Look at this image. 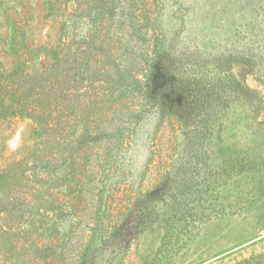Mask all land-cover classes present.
Returning a JSON list of instances; mask_svg holds the SVG:
<instances>
[{
	"label": "rangeland",
	"instance_id": "obj_1",
	"mask_svg": "<svg viewBox=\"0 0 264 264\" xmlns=\"http://www.w3.org/2000/svg\"><path fill=\"white\" fill-rule=\"evenodd\" d=\"M131 2L0 0V264H264V0ZM154 44L227 77L199 151L117 80Z\"/></svg>",
	"mask_w": 264,
	"mask_h": 264
},
{
	"label": "trees",
	"instance_id": "obj_2",
	"mask_svg": "<svg viewBox=\"0 0 264 264\" xmlns=\"http://www.w3.org/2000/svg\"><path fill=\"white\" fill-rule=\"evenodd\" d=\"M117 1L119 7L123 6L122 0ZM132 2L131 11L129 12L131 28L134 35L141 36L143 34L141 30L143 32V29L147 27V23L142 19L143 17L147 18L145 17L147 15L144 13L147 10V6L145 0H132ZM260 8L264 10V5L260 6ZM113 10H116L115 6ZM247 32L249 33L250 31ZM95 34H97L96 31L92 33L91 38L84 36L81 42L90 43L91 39L96 36ZM255 35L257 36V34ZM257 40L255 39V42H258ZM93 43H95V39ZM161 51V45H155L153 51L147 53L148 55L145 58L146 69L145 72L143 69L144 73H142L144 74V79L140 77V73L139 75L133 74V70H129L127 66H118L116 73L118 75L117 80L121 85L124 84V80L130 79V76H134V81L130 82V85L134 84L136 86L135 90L142 93V96L145 98L144 100H146L145 104L159 105L163 108L164 114L174 112L179 117L180 122L184 121L187 126L191 127V129L186 130V140L190 143V146L192 145L191 148L193 150L199 151L198 146L212 134V126L216 125L214 123L217 122L219 113V110L216 108L220 105V95L225 88L221 85H224V80H227V77L219 73V81L217 82L213 79H211L213 81H204L203 77L198 81L192 82L188 78L179 75V73H174L173 71L170 73V70L173 69L168 66V58ZM152 53L153 55H151ZM246 58L250 66H256V61H251L253 57L250 58V54H247ZM197 76L194 75L195 79ZM230 78L232 79H230L231 86H233L230 93H237L236 88L238 84L235 82L234 74ZM241 92H243L241 94L250 99V93L244 87L241 89ZM192 124L194 125L191 126ZM196 154L199 155L198 153ZM4 231L8 232L7 229H4Z\"/></svg>",
	"mask_w": 264,
	"mask_h": 264
}]
</instances>
